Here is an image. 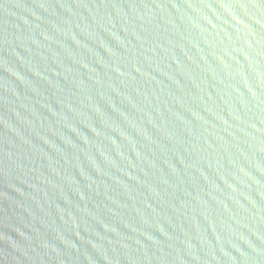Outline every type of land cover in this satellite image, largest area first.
Segmentation results:
<instances>
[{
    "label": "water",
    "instance_id": "obj_1",
    "mask_svg": "<svg viewBox=\"0 0 264 264\" xmlns=\"http://www.w3.org/2000/svg\"><path fill=\"white\" fill-rule=\"evenodd\" d=\"M0 264H264V0H0Z\"/></svg>",
    "mask_w": 264,
    "mask_h": 264
}]
</instances>
